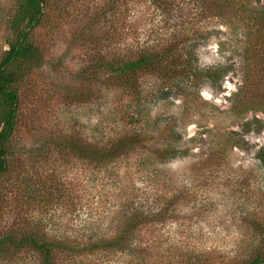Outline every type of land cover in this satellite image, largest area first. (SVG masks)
Instances as JSON below:
<instances>
[{
	"label": "rangeland",
	"instance_id": "obj_1",
	"mask_svg": "<svg viewBox=\"0 0 264 264\" xmlns=\"http://www.w3.org/2000/svg\"><path fill=\"white\" fill-rule=\"evenodd\" d=\"M177 1L183 8L177 27L192 28L199 66L233 63L221 90L207 83L198 89L203 100L218 106L216 111L194 95L160 98L161 81L151 76L142 77L141 96L107 86L106 74L96 80L90 94L89 83L77 73L95 56L130 54L159 40L167 28L147 0L117 3L100 17L110 0H49L43 23L32 34L43 54L42 65L31 68L18 86L14 156L0 179V236L13 227L24 231L39 225L85 237L116 229L123 208L172 201L176 210H170L164 221L141 228L133 242V257H144L148 264H228L258 241L253 225L264 222V164L257 158L264 147V126L245 131L242 123L254 117L264 121V112L252 110L241 119L232 115V96L244 82L243 55L233 51L236 40L219 18L198 20L191 15L182 24L179 15L195 14L190 11L195 2ZM15 3L0 0V58L9 49L5 18ZM138 103L152 116L174 115L185 139L195 138L187 143L188 155L162 168L167 173L164 194H156L161 187L138 171L131 158L106 169L51 145L41 155L28 152L62 135L115 136L136 119ZM224 125L238 131L244 142L219 157L213 152L215 135ZM176 189L183 191L180 200L172 199ZM29 193L34 196L29 198ZM130 259L120 252H99L82 257L81 264H129ZM0 264L12 263L5 259Z\"/></svg>",
	"mask_w": 264,
	"mask_h": 264
},
{
	"label": "trees",
	"instance_id": "obj_2",
	"mask_svg": "<svg viewBox=\"0 0 264 264\" xmlns=\"http://www.w3.org/2000/svg\"><path fill=\"white\" fill-rule=\"evenodd\" d=\"M125 1L110 0L107 10L99 12L98 16L110 13L117 3L124 4ZM147 1L161 16L164 28H167L164 35L159 36L157 41L140 45L130 54L106 53L95 56L88 66L77 73V77L89 83L88 92L92 95L96 80L106 74L104 81L107 86H117L134 96H141L142 77L151 76L161 81L160 98L172 95H184L187 98L194 95L204 106H210L212 111L218 110L216 104L202 99L198 89L207 83L221 90L224 77L233 69V63L201 68L192 43V28L180 30L177 27L178 13L183 11L181 2ZM192 1L195 2V8L190 7V11H195V14L189 12L184 16L179 15L181 23L189 22L191 15L192 19L198 20L221 19L236 40L234 53L243 55L244 82L232 96L234 102L230 112L238 119L252 110L264 112V0H189V3ZM48 5L49 0H16L15 7L5 18L10 42L9 49L0 58V179L10 170L14 156L12 139L20 103L19 83L31 68L43 62V54L32 40V34L43 23ZM168 34L169 37L164 38ZM133 117L136 119H132L123 131L108 139L68 134L28 152L41 155L51 145L61 153L83 159L96 168L106 169L121 159L131 158L138 171L161 187L156 194H164L161 191L165 189L163 179L167 173L162 168L178 157L188 155L190 147L187 143L195 138L185 139L174 115L152 116L148 110L144 111L141 103L137 104ZM263 123L254 117L243 122L242 126L245 131L260 130ZM215 136L217 147L213 152L219 157L244 142L238 131L227 130L225 125L219 128ZM257 158L264 164V147L257 151ZM173 193L172 199L180 200L183 191L176 189ZM29 195V198L34 196L31 193ZM173 204L172 201L168 205L156 202L149 206L123 208L118 214L116 229L93 232L85 237L51 232L39 225L30 226L24 231L13 227L0 236V260L6 259L12 264H81L82 257L99 252H120L131 257L129 264H148L144 257L143 260L133 257V250L136 249L133 242L143 226L164 221L170 210L175 211L173 206L171 208ZM253 227L259 233L258 241L242 255H235L228 264H264V222L259 220Z\"/></svg>",
	"mask_w": 264,
	"mask_h": 264
}]
</instances>
